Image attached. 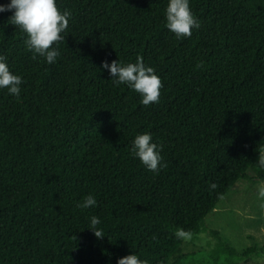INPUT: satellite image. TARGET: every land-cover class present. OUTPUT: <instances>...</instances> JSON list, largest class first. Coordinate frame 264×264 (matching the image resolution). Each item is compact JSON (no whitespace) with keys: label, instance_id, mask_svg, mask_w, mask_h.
<instances>
[{"label":"trees","instance_id":"1","mask_svg":"<svg viewBox=\"0 0 264 264\" xmlns=\"http://www.w3.org/2000/svg\"><path fill=\"white\" fill-rule=\"evenodd\" d=\"M166 5L57 0L71 18L54 64L0 13V56L23 79L19 98L0 90V264H116L132 252L148 264H264V247L238 253L216 231L213 248H182L238 181H264V0H190L200 27L179 39ZM138 56L162 82L159 103L100 68ZM145 132L162 146L158 173L130 153ZM88 194L97 206L78 208ZM91 216L106 237L87 229Z\"/></svg>","mask_w":264,"mask_h":264},{"label":"clouds","instance_id":"2","mask_svg":"<svg viewBox=\"0 0 264 264\" xmlns=\"http://www.w3.org/2000/svg\"><path fill=\"white\" fill-rule=\"evenodd\" d=\"M10 12L9 24L19 28L26 36L24 44L33 54V58L41 57L47 64L56 63L60 56L57 45L65 43L63 33L69 27L71 12L61 11L57 7V0H8L0 4V13ZM165 26L176 38L191 37L194 29H199L200 23L190 8V0H167L164 9ZM101 69L107 70L113 84L125 85L140 96V103L144 106L159 103L160 89L163 87L160 78L152 67L146 66L142 57H137L134 63H123L118 60L102 62ZM23 79L14 74L7 64L6 58L0 56V90L16 98L21 95ZM162 146L153 142L150 132L137 134L130 147V153L148 171L158 173L166 165L161 155ZM258 165L264 168V156L258 157ZM216 185L210 184V188ZM264 198V190L259 193ZM97 200L92 194L86 195L82 202L77 204L80 209L96 207ZM88 230L97 239L106 237L98 216H91ZM116 264H148L135 253L120 257Z\"/></svg>","mask_w":264,"mask_h":264},{"label":"rangeland","instance_id":"3","mask_svg":"<svg viewBox=\"0 0 264 264\" xmlns=\"http://www.w3.org/2000/svg\"><path fill=\"white\" fill-rule=\"evenodd\" d=\"M248 174L253 176L251 171ZM261 190H264V181L256 184L248 180L238 181L207 216L203 233L184 242L183 252L193 253L213 248L216 242L211 237L212 231L219 233L221 239L238 253L250 248L262 249L264 198L259 195Z\"/></svg>","mask_w":264,"mask_h":264}]
</instances>
